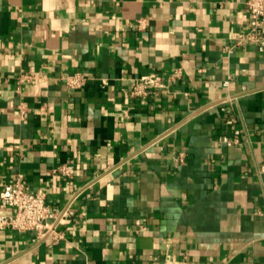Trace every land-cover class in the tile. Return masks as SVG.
Instances as JSON below:
<instances>
[{
	"label": "crops",
	"instance_id": "obj_1",
	"mask_svg": "<svg viewBox=\"0 0 264 264\" xmlns=\"http://www.w3.org/2000/svg\"><path fill=\"white\" fill-rule=\"evenodd\" d=\"M249 30L245 0H0V192L44 191L53 227L1 230L0 264H264Z\"/></svg>",
	"mask_w": 264,
	"mask_h": 264
},
{
	"label": "built area",
	"instance_id": "obj_2",
	"mask_svg": "<svg viewBox=\"0 0 264 264\" xmlns=\"http://www.w3.org/2000/svg\"><path fill=\"white\" fill-rule=\"evenodd\" d=\"M245 5L250 15V30L243 40L256 45L260 52H264V0H245ZM65 81L68 87L77 90L84 87L88 79L85 75L76 73L65 77ZM164 87L165 81L162 76H143L133 87L132 95L145 99L157 89ZM223 111L225 122L228 125L233 124L234 120L229 116V109L224 108ZM223 140L231 144L228 137H224ZM60 172L65 176H71L74 168L71 165H63ZM0 202L4 207L13 210L10 216H0V231L11 229L18 232H33L35 243L53 232V227L48 222L51 208L44 191L27 190L23 182L18 180L3 187L0 192Z\"/></svg>",
	"mask_w": 264,
	"mask_h": 264
}]
</instances>
